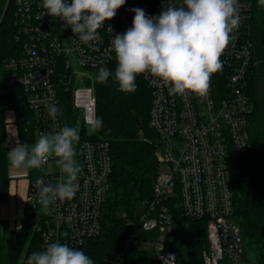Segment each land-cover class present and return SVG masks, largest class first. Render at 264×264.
I'll return each mask as SVG.
<instances>
[{
    "label": "built area",
    "instance_id": "built-area-1",
    "mask_svg": "<svg viewBox=\"0 0 264 264\" xmlns=\"http://www.w3.org/2000/svg\"><path fill=\"white\" fill-rule=\"evenodd\" d=\"M11 2L20 49L5 60L4 70L9 74V85L22 88L41 134L54 133L66 125L63 91L70 93L85 127L97 117L92 71L116 59L111 39L132 26L134 12L130 9L141 8L153 16L182 0H126L114 18L104 22L99 30L101 40L92 42L93 46L82 44L74 34L63 36L58 19L44 15L42 0ZM257 5L258 0H238L241 24L206 95H172L167 86L153 85L152 77L143 75L151 92L150 125L160 137L159 146L166 150L158 160L167 170L159 172L152 198L143 203L142 215L127 222L122 246L110 254L107 264H128L127 254L132 249L150 253L155 264H178L170 249L177 215L187 222L206 223L208 246L202 252L203 264H255L247 261L234 217L230 151L247 155L254 149L249 88L264 66V57L257 56L254 43ZM53 103L59 109L55 118L48 114V105ZM77 150L75 159L81 167L78 190L72 200L51 205V214H45L38 203L36 180L43 178L45 184L55 185L61 171L29 174L25 213L37 215L25 232L36 233L43 250L49 243L60 242L84 251L87 242L101 232L113 168L110 144L86 140ZM52 160L56 158L48 163Z\"/></svg>",
    "mask_w": 264,
    "mask_h": 264
},
{
    "label": "trees",
    "instance_id": "trees-1",
    "mask_svg": "<svg viewBox=\"0 0 264 264\" xmlns=\"http://www.w3.org/2000/svg\"><path fill=\"white\" fill-rule=\"evenodd\" d=\"M70 3L71 0H66ZM7 0H0V22ZM59 31L63 22L58 19ZM71 34L70 28H66ZM18 33L14 20V5L9 4L0 24V210L9 201L10 163L7 157L10 142L7 136L6 114H16L20 143L33 146L37 124L29 110L20 86L9 85V74L4 70L6 59L19 53ZM254 43L258 57H264V6H256ZM116 59L107 67L113 73ZM92 71L97 99V117L103 127L90 133L74 110L70 93L62 92V110L65 123L75 127L79 144L86 141H107L113 162L108 197L102 210L101 232L87 242L84 253L94 264H107L110 254L122 246L127 222L137 220L143 213V203L153 196V188L160 172L157 149L159 135L150 125L151 92L143 75L136 79L137 90L123 93L110 76L107 83H98ZM250 83L249 95L253 102L251 141L254 149L247 155L230 151L232 190L234 192V217L244 239L247 261L264 264V66ZM79 150H77L78 152ZM79 159L81 154L78 152ZM31 175L35 170L31 169ZM33 215L25 213L22 228L12 230L0 213V264H25L29 255L42 251L40 237L34 233L29 241L25 232ZM172 249L178 264H203L202 252L208 246L207 227L203 222H187L176 216ZM128 264H155L150 253L132 249L127 254Z\"/></svg>",
    "mask_w": 264,
    "mask_h": 264
},
{
    "label": "clouds",
    "instance_id": "clouds-1",
    "mask_svg": "<svg viewBox=\"0 0 264 264\" xmlns=\"http://www.w3.org/2000/svg\"><path fill=\"white\" fill-rule=\"evenodd\" d=\"M126 0H42L44 15L56 17L63 28H70L82 44L93 46L101 40L99 30L113 19ZM264 6V0H258ZM132 26L111 39L115 53L114 75L100 67L95 75L98 83H107L112 76L123 93L137 90L136 79L150 75L151 83L168 87L172 95H206L214 74L221 71V60L233 40L242 17L238 0H182L180 5L169 4L158 15L149 16L141 8H133ZM107 31L112 32L109 26ZM57 106L48 105V114L55 118ZM103 127L99 117L89 121L90 133ZM80 137L75 127L63 126L54 133H41L33 146L19 139L7 157L17 169H39L55 157L62 175L53 185L43 178L36 180L38 203L45 214L58 200H72L78 190L77 163L74 144ZM25 264H94L92 258L67 244L53 242L44 250L33 252Z\"/></svg>",
    "mask_w": 264,
    "mask_h": 264
},
{
    "label": "crops",
    "instance_id": "crops-1",
    "mask_svg": "<svg viewBox=\"0 0 264 264\" xmlns=\"http://www.w3.org/2000/svg\"><path fill=\"white\" fill-rule=\"evenodd\" d=\"M7 136L10 147H14L16 140L19 139V132L16 125V114L10 111L6 114ZM27 172L31 174V169H16L10 173L11 181L9 187V201L1 205V218L8 222L12 230L22 227V220L25 215V201L29 191L30 179Z\"/></svg>",
    "mask_w": 264,
    "mask_h": 264
},
{
    "label": "rangeland",
    "instance_id": "rangeland-1",
    "mask_svg": "<svg viewBox=\"0 0 264 264\" xmlns=\"http://www.w3.org/2000/svg\"><path fill=\"white\" fill-rule=\"evenodd\" d=\"M61 33L63 34V36H64V35H65V36L73 35V34L69 33V32L67 31L66 28H65L64 30H62ZM35 136H36V137H35L36 140H37V139L39 138V136H40V134H39V132H38L37 130H36V135H35ZM35 142H36V141H35ZM76 146H77V144H74V148H75V149H76ZM10 149H11V147L9 146V150H10ZM165 153H166L165 148H164L163 146H159L158 149H157V154L160 155V156H163V155H165ZM263 168H264V162H263ZM16 169H17V168H14V167L10 166V173H12V172H16ZM29 170H30V169H29ZM59 170H60V167H59V165L56 163V160H52L51 162H49V163L43 165L41 168L35 170V174H38V175L51 174V173H57V172H59ZM166 170H167V168H166L165 165H160V171L164 172V171H166ZM29 174H30V173L27 172V174H26L27 176H26V177H28ZM33 234H34L33 231L30 232V234H29V241H30V239L32 238ZM170 249H172V244H171ZM172 250H173V249H172Z\"/></svg>",
    "mask_w": 264,
    "mask_h": 264
},
{
    "label": "water",
    "instance_id": "water-1",
    "mask_svg": "<svg viewBox=\"0 0 264 264\" xmlns=\"http://www.w3.org/2000/svg\"><path fill=\"white\" fill-rule=\"evenodd\" d=\"M8 8H9V0H7L6 6H5V10H4V13H3V16H2V19H1L0 24L2 23L5 15H6V12H7Z\"/></svg>",
    "mask_w": 264,
    "mask_h": 264
}]
</instances>
